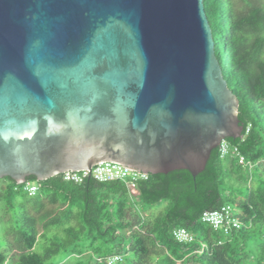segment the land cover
I'll return each instance as SVG.
<instances>
[{
	"label": "water",
	"instance_id": "obj_1",
	"mask_svg": "<svg viewBox=\"0 0 264 264\" xmlns=\"http://www.w3.org/2000/svg\"><path fill=\"white\" fill-rule=\"evenodd\" d=\"M238 116L204 0H0V180L195 178Z\"/></svg>",
	"mask_w": 264,
	"mask_h": 264
},
{
	"label": "trees",
	"instance_id": "obj_2",
	"mask_svg": "<svg viewBox=\"0 0 264 264\" xmlns=\"http://www.w3.org/2000/svg\"><path fill=\"white\" fill-rule=\"evenodd\" d=\"M204 8L216 57L239 100L242 137L226 139L237 153L223 156L218 147L195 178L177 170L132 186L32 176L28 181L39 191L29 196L3 178L9 231L20 253L0 251V264H70L61 256L107 264L116 255V264H264V0H204ZM159 204L164 207L155 213ZM223 206L231 207L239 229L215 230L202 221L204 212ZM180 228L191 242L174 237ZM85 255L91 258L84 261Z\"/></svg>",
	"mask_w": 264,
	"mask_h": 264
},
{
	"label": "built area",
	"instance_id": "obj_3",
	"mask_svg": "<svg viewBox=\"0 0 264 264\" xmlns=\"http://www.w3.org/2000/svg\"><path fill=\"white\" fill-rule=\"evenodd\" d=\"M220 152L223 156L229 154L231 151L237 153V149L233 148L227 140H223L219 146ZM244 158L241 157V161ZM96 166V167H95ZM91 172L78 171V172H67L62 174L63 180L67 182L82 183L86 178H93L99 182L122 180L127 181L133 185L139 179H147L148 175L134 171L132 169L124 168L122 165L113 162H100L95 165ZM23 185V189L29 196H35L39 187L37 184L26 182ZM135 190H132V192ZM134 193V192H133ZM202 221L211 225L215 230H224L225 232L231 229H239L240 225L238 221L233 217L230 206H223L220 209L206 211L202 215ZM174 237L182 243H189L192 241L190 233L183 228L174 231ZM120 261L118 255L112 256L106 259L107 264H116Z\"/></svg>",
	"mask_w": 264,
	"mask_h": 264
},
{
	"label": "rangeland",
	"instance_id": "obj_4",
	"mask_svg": "<svg viewBox=\"0 0 264 264\" xmlns=\"http://www.w3.org/2000/svg\"><path fill=\"white\" fill-rule=\"evenodd\" d=\"M7 181L6 180H0V251H4V250H9L12 249V253L11 255H18L20 253L19 251V247L16 245L14 237L12 235V233H10V229H12L11 227V223L9 222L10 217L9 215H6L7 211H6V203L5 200L3 199V195H4V191L7 185ZM134 195H137L136 191H133ZM164 205L159 204L157 206L154 207V211H156L155 213L161 211L163 209ZM147 209V208H145ZM148 215L151 214V212H147ZM10 215H12L10 213ZM39 232L41 233V229H39ZM9 244V245H8ZM62 258V259H61ZM88 258H91V255H85L84 257H82V259L88 260ZM95 260V258H93ZM92 259V260H93ZM62 260V263H70V264H74L75 263V259H63V256L60 257L59 261Z\"/></svg>",
	"mask_w": 264,
	"mask_h": 264
},
{
	"label": "clouds",
	"instance_id": "obj_5",
	"mask_svg": "<svg viewBox=\"0 0 264 264\" xmlns=\"http://www.w3.org/2000/svg\"><path fill=\"white\" fill-rule=\"evenodd\" d=\"M225 140H226V139H225ZM26 182H30V181L27 180ZM26 182H25V183H26ZM31 183H34V182H31ZM23 184H24V183H23ZM34 184H36V183H34ZM20 185H22V184H20ZM38 187H39V186H38ZM105 260H106V259H105ZM98 261H102V260H101V259H98Z\"/></svg>",
	"mask_w": 264,
	"mask_h": 264
}]
</instances>
